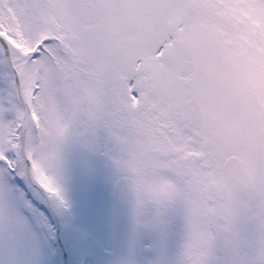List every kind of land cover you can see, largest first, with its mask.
I'll return each instance as SVG.
<instances>
[{
	"label": "snow or ice",
	"instance_id": "obj_1",
	"mask_svg": "<svg viewBox=\"0 0 264 264\" xmlns=\"http://www.w3.org/2000/svg\"><path fill=\"white\" fill-rule=\"evenodd\" d=\"M0 264H264V0H0Z\"/></svg>",
	"mask_w": 264,
	"mask_h": 264
}]
</instances>
